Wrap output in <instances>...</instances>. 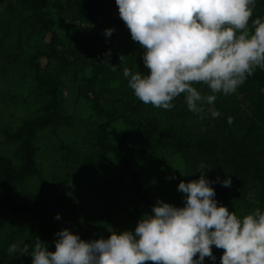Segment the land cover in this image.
<instances>
[{"label":"trees","instance_id":"obj_1","mask_svg":"<svg viewBox=\"0 0 264 264\" xmlns=\"http://www.w3.org/2000/svg\"><path fill=\"white\" fill-rule=\"evenodd\" d=\"M257 17L264 19V0H256ZM143 55L115 0H0V136L11 145L0 152V264H32L31 254L8 248L31 252L37 237L55 251L56 233L75 234V226L85 228L81 218L92 226L89 241L106 239L110 227L134 233L158 201L185 206L178 185L198 180L201 165L218 205L241 218L264 212V70L235 93L217 94L205 113L191 112L183 94L164 110L136 98L123 76L125 67L147 74ZM68 91L80 114L65 105ZM10 107L26 113L15 128L3 126ZM61 132L74 137L66 142ZM46 135L58 140L52 151L60 170L51 180L38 161ZM156 176L167 195L155 188ZM124 197L143 214L128 209L121 217ZM212 252L215 261L203 264H221L223 249Z\"/></svg>","mask_w":264,"mask_h":264},{"label":"clouds","instance_id":"obj_2","mask_svg":"<svg viewBox=\"0 0 264 264\" xmlns=\"http://www.w3.org/2000/svg\"><path fill=\"white\" fill-rule=\"evenodd\" d=\"M115 2L132 40L144 49L147 74L125 67L123 76L146 105L171 110L183 94L187 108L202 114L217 94L235 93L257 68L264 70V19H252L256 0ZM201 84L211 94H202L196 87ZM208 112L220 116L213 107ZM203 167L198 180L178 185L184 207L158 201L134 233L110 230L109 238L88 241L63 229L56 233L55 251L37 237L31 252L14 243L8 253L31 254L32 264H203L206 257L215 261V246L223 249L221 264H264V212L257 208L241 218L218 205ZM231 183L230 177L223 181L225 187Z\"/></svg>","mask_w":264,"mask_h":264},{"label":"rangeland","instance_id":"obj_3","mask_svg":"<svg viewBox=\"0 0 264 264\" xmlns=\"http://www.w3.org/2000/svg\"><path fill=\"white\" fill-rule=\"evenodd\" d=\"M69 92V91H68ZM73 100V97L71 96V92L66 93V102L65 105L70 107L71 109H78L80 106L78 104H75ZM77 111H79L80 114V110L78 109ZM26 115V113L17 107H10V109L8 110V113L6 115V117L4 118V124L3 126H9L12 128H15L19 125V123H21L22 118H24V116ZM82 116V115H81ZM65 133L67 132H61L60 133V137L61 139H63L64 141L67 142V140H70L71 136H73V132H69L67 133V135H65ZM43 135V134H41ZM46 138H42L41 142H40V153L38 155V161L40 162V165L43 167V171L45 173V175L47 176L48 180H51L54 176V173L57 172L59 169L58 164L56 162V157L54 156V152L52 151V148L54 146V144L58 143V140L52 139L53 137L50 135H46ZM52 137V138H51ZM74 137V136H73ZM11 145L6 144L4 141V138L2 136H0V152H5V150L10 151L11 150ZM139 170L140 171H146V169L143 167V165H139ZM154 174L152 172L149 171V180H151V178H153ZM157 177V180H155L153 182L155 188H157L158 192H162V193H166L164 191V189L160 188L159 185H157V182L160 181L159 177ZM68 188V186H66ZM153 190V189H152ZM28 195V194H27ZM167 195V193H166ZM26 196L24 195V198L22 199V201H25ZM70 197V194H69ZM122 202L125 203L126 205V210L125 211H120L119 215L121 217H125L127 215V211L129 209L130 214H137V213H141V210L135 206L134 204L131 205L130 203V198L129 197H124L121 198ZM180 200H183V197L180 198ZM79 203V202H78ZM143 214V213H141ZM121 220V219H120ZM120 220H117V222H120ZM79 223L82 224V228H79L78 226L76 227L75 230V234H78L79 236H82L81 239L83 240H87L86 239V234H87V230L92 228L91 225H89V221L86 218H81L79 219ZM110 230H114L115 229L113 227L109 228V231H107L106 233V239L110 237V235L112 234V232ZM89 241V240H88Z\"/></svg>","mask_w":264,"mask_h":264}]
</instances>
